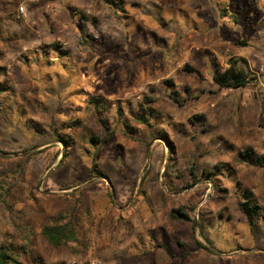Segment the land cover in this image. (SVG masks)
I'll return each instance as SVG.
<instances>
[{"label":"rangeland","instance_id":"rangeland-1","mask_svg":"<svg viewBox=\"0 0 264 264\" xmlns=\"http://www.w3.org/2000/svg\"><path fill=\"white\" fill-rule=\"evenodd\" d=\"M116 2L0 0V66L12 77L6 85L14 99L13 109L0 105V186L7 193L0 198V246L20 247L30 229L24 264H264V218L250 225L239 204L243 185L264 215V169L239 159L247 148L264 155V0ZM81 13L97 22L81 28ZM56 42L69 57L49 48ZM230 56L245 59L257 80L220 91L213 76ZM151 88L162 115L152 132H168L176 145L170 176L165 142L148 150L151 131L140 129L133 140L116 114L120 106L124 120L138 114ZM173 90L182 105L170 98ZM89 96L114 105L116 132L97 152L75 147L59 167L64 147L53 127L81 117ZM97 134L106 138L104 130ZM219 164L223 176H203ZM190 206L207 250L195 245L190 223L169 220L172 210ZM71 213L79 242L55 250L42 229Z\"/></svg>","mask_w":264,"mask_h":264},{"label":"trees","instance_id":"trees-1","mask_svg":"<svg viewBox=\"0 0 264 264\" xmlns=\"http://www.w3.org/2000/svg\"><path fill=\"white\" fill-rule=\"evenodd\" d=\"M108 4L117 5L116 0H106ZM8 2L7 4H11ZM116 11V10H115ZM224 16L234 20L236 24L240 23V18L236 14H231L227 9L224 10ZM117 14V12H116ZM10 16H13L10 14ZM82 20L79 26L83 28L85 22H97L91 19L86 13H81ZM16 20V19H13ZM84 20V21H83ZM83 44L87 45L86 41ZM62 45L59 42L49 45V48L54 51H59L60 57H69V51H62ZM38 53V52H37ZM44 53V52H43ZM30 60V59H29ZM257 79L252 77L248 62L245 59L230 56L226 66L217 64L216 74L213 76V81L217 85L220 91L225 90H237L248 86L250 83L256 81ZM12 82V77L7 73V71L0 66V102L1 109L8 107L13 109V95L10 93L11 87L6 85ZM168 86H174L172 81H166ZM188 91V88L185 89ZM150 94L144 95L143 99L137 103V113L134 114L133 111L129 112V118L124 120V111L121 106L117 107L116 114L118 120L123 123L125 128V133L133 140H138L140 138V129L145 131H151L152 141L147 144L148 150L151 144L155 140H163L168 148V162L165 175L170 176V172H174V156L176 155V145L172 140L168 132H161L160 135H156L152 132L153 121L159 119L162 115L156 108V103L158 101L155 99L156 90L151 88ZM170 98L177 104L182 105L180 100V93L177 91L170 92ZM87 109L81 117L71 119L66 122L62 127H53V134L55 136V142L63 145L62 159L59 163L61 167L64 162L69 157V153L72 149L77 146H91L95 147L96 152L98 148L105 147L112 141V137L115 134V129H112L110 122L112 119V114L114 112V105L108 101L103 96H92L86 98ZM201 117L196 116L194 120H200ZM191 119V123L195 124V121ZM97 130H104L106 138L100 137L97 134ZM96 153H94V160L96 158ZM239 159L241 163L248 166H253L257 168L264 169V155H259L252 148H247L239 153ZM96 164V163H95ZM225 165H216L215 169L208 170L205 169L203 176L208 178V180L214 182L215 178L224 175ZM194 168L190 169L191 174L196 179L197 175L194 173ZM98 174L101 176L107 175L102 171L101 167H97ZM233 173V172H232ZM199 182V180H198ZM216 188L218 187L214 184ZM76 189L75 186H68L64 190ZM243 189L242 200L240 201V209L247 216L250 225L254 224L255 219L261 214L262 207L255 201V196L253 192L242 185L240 190ZM9 194V191H7ZM143 190L138 191V195L143 194ZM7 194L4 187L0 186V198ZM134 196V195H133ZM131 200V198H130ZM5 201V200H3ZM12 210V207H10ZM196 207L190 206L187 213L180 210H172L169 213V220L171 222H185L190 223V230L195 235V245L200 250H207L200 240L196 237L195 220L191 213L195 212ZM32 232L27 229L24 232V237L22 245L20 247L14 244H8V242L3 243L0 246V264H24L23 259L30 261L29 247L32 245ZM42 236L48 242V244L55 250L61 248H67L79 242V229L74 220V214H60L57 217L49 219V222L44 225L42 229ZM65 264V263H61Z\"/></svg>","mask_w":264,"mask_h":264},{"label":"built area","instance_id":"built-area-1","mask_svg":"<svg viewBox=\"0 0 264 264\" xmlns=\"http://www.w3.org/2000/svg\"><path fill=\"white\" fill-rule=\"evenodd\" d=\"M19 13L21 15H26V6H24V5L20 6L19 7ZM91 264H100V263L97 261H93V262H91Z\"/></svg>","mask_w":264,"mask_h":264},{"label":"crops","instance_id":"crops-1","mask_svg":"<svg viewBox=\"0 0 264 264\" xmlns=\"http://www.w3.org/2000/svg\"><path fill=\"white\" fill-rule=\"evenodd\" d=\"M254 106H255V109L257 108V109H256V112H259L258 114L261 115L260 111L258 110V105L255 103ZM263 116H264V115H263ZM120 123H121V122H120ZM189 226H190V225H189ZM189 226H188V227H189Z\"/></svg>","mask_w":264,"mask_h":264}]
</instances>
